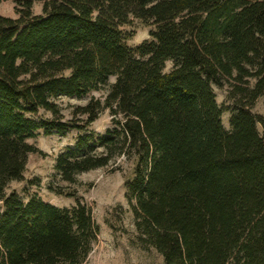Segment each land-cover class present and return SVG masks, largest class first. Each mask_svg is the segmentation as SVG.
<instances>
[{"label": "trees", "instance_id": "trees-1", "mask_svg": "<svg viewBox=\"0 0 264 264\" xmlns=\"http://www.w3.org/2000/svg\"><path fill=\"white\" fill-rule=\"evenodd\" d=\"M12 1L20 17L0 16V264L91 255L100 227L89 207L7 192L41 153L28 139L71 129L60 179L130 163L137 240L164 264H264V117L252 112L264 97V0H45L41 15L36 0ZM131 18L154 26L136 48ZM110 77L103 99L64 119L56 99ZM214 85L233 104L230 130ZM41 110L52 118H34ZM106 110L111 126L89 130Z\"/></svg>", "mask_w": 264, "mask_h": 264}, {"label": "rangeland", "instance_id": "rangeland-1", "mask_svg": "<svg viewBox=\"0 0 264 264\" xmlns=\"http://www.w3.org/2000/svg\"><path fill=\"white\" fill-rule=\"evenodd\" d=\"M45 0H36L31 12L43 14ZM19 6L12 0H1L0 16L18 19ZM154 26L142 20L131 18L123 27L133 35L126 40L131 48H136L146 40H151L150 31ZM173 63H166L165 71H170ZM115 82L110 77L100 90H93L81 97H60L56 103L64 119H73V112L78 106L87 105L92 99H103L109 86ZM217 103L223 108L222 123L230 130V116L233 104L227 98V88L213 86ZM252 112L264 117V97L257 100ZM36 119H51L52 115L41 110ZM111 115L106 110L88 129L104 133L111 126ZM259 131L263 129L259 125ZM79 131L71 129L65 134L56 132L45 134L39 131L28 142L36 146L41 153L28 157L24 172V181L11 182L7 192L15 191L24 200L37 196L45 202L58 207H70L80 202L92 211L100 227L98 241L84 264H164L162 257L152 247L142 246L136 237L134 216L126 197L127 182L133 177V167L124 160H119L109 167L85 172L76 177L74 183L60 179L55 170V159L66 147L75 143Z\"/></svg>", "mask_w": 264, "mask_h": 264}]
</instances>
